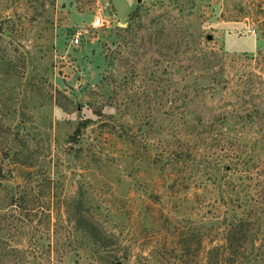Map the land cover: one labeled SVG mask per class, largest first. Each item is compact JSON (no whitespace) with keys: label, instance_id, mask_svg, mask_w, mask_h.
Wrapping results in <instances>:
<instances>
[{"label":"rangeland","instance_id":"obj_1","mask_svg":"<svg viewBox=\"0 0 264 264\" xmlns=\"http://www.w3.org/2000/svg\"><path fill=\"white\" fill-rule=\"evenodd\" d=\"M262 176L264 0H0V264H246Z\"/></svg>","mask_w":264,"mask_h":264},{"label":"trees","instance_id":"obj_2","mask_svg":"<svg viewBox=\"0 0 264 264\" xmlns=\"http://www.w3.org/2000/svg\"><path fill=\"white\" fill-rule=\"evenodd\" d=\"M79 135V130L76 132ZM261 184L248 186L249 199L247 202V219L234 222L230 232L229 242L231 247L232 263L247 261L246 264H264V176ZM253 243L251 250L240 254L238 243L242 241ZM258 243L260 247H257Z\"/></svg>","mask_w":264,"mask_h":264},{"label":"built area","instance_id":"obj_3","mask_svg":"<svg viewBox=\"0 0 264 264\" xmlns=\"http://www.w3.org/2000/svg\"><path fill=\"white\" fill-rule=\"evenodd\" d=\"M109 21H107L104 17L98 16L91 22V28L92 29H101L108 27ZM83 40V34L82 32H76L72 36L71 43L74 46H79L82 43Z\"/></svg>","mask_w":264,"mask_h":264}]
</instances>
